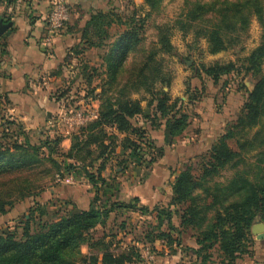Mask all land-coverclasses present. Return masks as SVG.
I'll use <instances>...</instances> for the list:
<instances>
[{
    "label": "trees",
    "instance_id": "obj_1",
    "mask_svg": "<svg viewBox=\"0 0 264 264\" xmlns=\"http://www.w3.org/2000/svg\"><path fill=\"white\" fill-rule=\"evenodd\" d=\"M143 1L155 11L166 0ZM185 6L186 13L177 25L184 34L194 30L197 39H206L211 55L238 46L241 37L249 30L252 18L261 23L264 21V0H186ZM126 11L125 2L120 0L118 7L85 12L81 35L84 47L81 51L104 48L112 38L115 26L122 25L124 30L102 58L101 72L94 69L91 74L85 68L83 74L87 84L90 85L95 77L101 81L100 87L92 90L96 93L97 88L101 89L96 98L100 103L99 118L79 128L72 137L70 150L63 156L69 163L65 170L53 155L48 158L42 156L46 148L51 150V154L55 153L53 150L59 146L55 140L31 145L23 132L21 136L26 142L17 140L11 148L0 144V215L7 213V207L13 206L14 197L25 200L42 193L40 181L51 176V170L42 168L45 162L51 163L62 177L79 169L93 187L90 207L88 210L74 209L67 216L50 220L47 208L36 205L27 215L20 238L15 233L0 235V264L140 263L142 254L138 246L117 252L114 241L118 234L102 237L94 234L107 226L113 214L121 211L153 218L148 230L143 232L142 241L144 245L152 246L153 253V246L162 242L170 251L175 252L177 248L190 256L191 264H215V252L222 256L220 264H239L243 256L251 255L252 229L259 220L264 223V180L251 182L247 176L236 174L226 184H208L221 170L228 166L237 167L243 162V153L233 151L230 140L238 138L243 141L238 142L242 152L264 148V38L246 60L247 66H242L257 81L256 85L249 92L247 102L229 132L217 139L209 159L202 162L200 176L196 177L191 167L184 169L173 182L172 197L167 205L160 204L152 210L141 206L137 198L130 204L111 199L103 203L108 188L103 172L118 146L123 156L127 154L131 164L142 166L149 161L140 143L145 128L134 125L137 118L144 117L152 124L165 122V137L169 143L182 137L190 126L189 114L183 113L179 107L182 102L172 101L163 87L157 90L158 85L169 87L171 83L164 74L163 62L158 59L160 54L172 55L175 52L169 27L160 29L159 49L147 51L142 35L146 19L136 10ZM235 71L240 73L239 67L233 63L204 68L205 75L216 85ZM141 92L152 96L148 101V107L153 109L149 116H144L141 101L131 98ZM256 128L258 130L252 139L244 137ZM108 129L112 132L109 133ZM117 135L123 136L121 141ZM258 161L264 164V149L259 153ZM79 163L83 166L78 168ZM150 163L155 162L150 160ZM259 171H263L261 166ZM18 180L21 183L17 185ZM179 207L182 208L181 213L173 210ZM175 217L180 219L178 227L174 224ZM122 225L124 229L126 225ZM189 230L195 233L193 238L197 248L183 247L182 236ZM83 246L89 248V255L82 253Z\"/></svg>",
    "mask_w": 264,
    "mask_h": 264
},
{
    "label": "rangeland",
    "instance_id": "obj_2",
    "mask_svg": "<svg viewBox=\"0 0 264 264\" xmlns=\"http://www.w3.org/2000/svg\"><path fill=\"white\" fill-rule=\"evenodd\" d=\"M119 1L95 0L93 4L97 8L96 10H108L115 5L118 7ZM122 1L125 2L129 13L136 10L139 16L146 19L142 33L145 50L159 49L160 29L164 26L169 27L170 41L175 52L172 55L160 54L158 59L163 62L164 74L168 76L171 83L169 87L158 85L157 90L160 91L163 87L172 101L180 100L182 104L179 107L182 108L183 113L187 112L190 114L192 121L185 134L182 137L172 139L169 145V142L164 140L165 130H163V125L165 122L152 124L151 121H147L144 117L137 118L134 121V125L137 128H145V136H142L143 140L140 142L141 148L146 155L145 158L147 157L146 160H154L155 163L148 164V161V163L144 162L142 166L131 164L127 160V155L123 156L122 150L118 146L114 157L112 156L113 158L108 163L107 169L109 171L105 173V176L107 181L121 182V184H126L130 189L133 188V190L135 187L145 184L149 186L151 181L159 180V182L153 184H158V189L166 193L167 198L161 205H167L172 197V185L175 179L188 167L192 168L196 177L200 176L202 162L209 159L210 151L217 139L229 132L230 126L235 123L247 102L249 92L254 89L257 81L245 69H242V66L243 64L247 66L246 60L263 41L264 21L261 23L257 18H252L249 30L241 37L238 46L217 55H211L206 39H197L194 30L184 34L177 25L178 20L186 13V0H166L155 11L147 7L143 0ZM70 8L71 19L56 38L64 35L67 29H74L75 23L77 25L78 22L80 23L83 20L84 14L74 2H70ZM112 30V38L106 43V46L102 49H95L92 52L85 53L75 63L77 64V69H82L84 66H87V70L90 72V67L100 69L101 59L108 53L111 45L116 42L118 35L123 32L124 26H115ZM83 47H79V50ZM231 63L239 67L240 73L237 74V71H235L223 77L217 85L204 73L205 67ZM262 72L264 74V63ZM76 74H78V70ZM72 78L73 80H70V82L73 85V90L66 91V93L57 92L53 94V98H56L60 104L59 110H53V114L50 117L44 112L39 125L26 126L17 123L13 119L17 118L16 112L12 113L8 104L5 101H0V144L4 148H11L17 140L20 143L26 142L24 141L25 138L21 136L23 132L31 145H40L46 140H55L59 142L58 148L53 150L55 153L51 154V150L46 148L42 151V156L48 158V156L53 155V158L65 170L69 163L65 161L63 156L70 150L72 137L77 134L78 129H69L62 121V116H68L71 112L79 111L90 105L92 107L97 105L98 110L100 107V103L96 99L99 92H92L97 85L101 84L100 79L97 78L89 85L85 79H80L76 75H73ZM1 96L2 94H0V100H2ZM131 98L132 100L141 101L142 107L147 108L152 114L153 109L148 107V101L152 99L151 95L141 92L133 94ZM19 126H22V130H19ZM257 130L258 128L253 129L248 136L244 137L252 139ZM108 132L111 133L112 130L108 129ZM117 136L121 141L123 137L121 135ZM132 138L137 141L135 137ZM238 142L242 143L243 141H239L236 138L230 140L229 145L233 151L243 153V162L237 167L228 166L221 170L218 175L210 180L208 185L213 186L216 183L226 184L236 174L247 176L251 182L264 180V164H260L258 161L259 153L263 152L264 148L258 150L246 149V152H242ZM122 162H126L128 166L126 164L124 166ZM120 163H122V166ZM81 166H83V163H79L78 168ZM163 166H166L167 170L169 166H172L176 172L160 173V167L162 168ZM259 166L263 168V171H259ZM42 168L51 170V176L44 178L39 183L40 187L43 188L42 193L38 197H30L25 200L14 197L12 199L13 206L7 207L6 214L0 215V235L15 233L20 238L27 215L36 208V205H42L47 208L49 212L47 218L50 220L67 216L74 209L81 210L89 206L94 197L93 187L84 178L83 173L79 169L71 175L62 177L63 175L58 174L53 169L51 163L45 162ZM5 181H10V179H5ZM20 181H16L17 185L21 183ZM181 209L179 207L173 210L181 213ZM153 221V218L149 216L142 217L139 214L121 211L118 214H113L107 226L97 230L94 234L96 237L111 233L118 234V238L114 241V246L117 252H122L134 246L133 242L141 246L140 242L142 243L144 238L143 232L148 230V224ZM179 223V217H175V226H179ZM122 224L126 225L124 229H122ZM252 235L249 243L251 255L243 256L239 264H264V238H261L264 236V223L260 220L253 227ZM194 236L195 233L193 231H186L182 236L183 247L188 248L189 246L186 244H194L196 242L193 238ZM158 246V251L151 253L157 258L147 252L144 254L140 250L144 258H142V262L136 264H176L172 258H169L171 256L163 253L160 244ZM183 255L187 256L185 253ZM221 257L219 253H214L213 260L215 264L221 263ZM191 260L188 259L187 261L189 262L180 264H191Z\"/></svg>",
    "mask_w": 264,
    "mask_h": 264
},
{
    "label": "crops",
    "instance_id": "obj_3",
    "mask_svg": "<svg viewBox=\"0 0 264 264\" xmlns=\"http://www.w3.org/2000/svg\"><path fill=\"white\" fill-rule=\"evenodd\" d=\"M69 1L74 2L84 15L86 11L97 9L93 4L95 0ZM50 9V0H0V21L13 23V27L0 37V94H2V100L0 101H5L12 110V113L16 112L17 118L13 119L17 123L26 126L39 125L41 124V118L44 112L50 117L53 114V110H59L60 104L56 98H53V94L57 92L66 93V91L73 90V85L70 82V80H73V75L84 79L83 73L85 72V68L87 69V66H84L82 69H77V64L75 63L85 53L95 50L86 49L81 51L83 48L79 50V47L84 46L81 35L85 20H82L77 25L75 23L74 29H67L64 35L56 38L52 50L50 53H47L42 46V42L47 35L45 19ZM77 51H79V54L76 53ZM101 63L100 65L102 66L103 60ZM77 70L78 74H76ZM90 70L92 74L94 68L90 67ZM97 70L98 72L102 71L101 69ZM87 72L90 71L87 70ZM100 85L96 87H100ZM100 91V88L96 89L97 93ZM93 107L97 109V105H93ZM143 113L144 116L151 115L145 107H143ZM191 121L190 117V123ZM164 126L163 130H165ZM164 140L166 141L165 131ZM173 169L172 166H169L167 170L166 166H163L162 168L160 167V173L176 172ZM108 171L109 169H106L103 172L105 179V173ZM157 182L159 180H154L151 181L149 186L145 184L137 188L135 187L133 190V188L130 189L126 184L108 180V188H106L104 201L111 199L113 202L130 204L137 198L140 200L141 206L148 207L152 210L167 198L166 193L158 189V184H153ZM90 204L86 209L81 210H88ZM140 244L141 246L133 242V245L138 246L144 254L145 252L149 253V255L153 254L151 250L152 246L149 244L144 245L141 242ZM159 244L163 249V253L171 256L169 258H172L176 264L187 263L189 262L187 261L188 259H192L190 256H188L189 258L184 256L180 249L175 248V252L170 251L162 242H157L153 246L155 252L158 251ZM186 245L191 248H197L196 242ZM81 251L84 255L90 254L87 246H83ZM142 258H144L143 254Z\"/></svg>",
    "mask_w": 264,
    "mask_h": 264
},
{
    "label": "built area",
    "instance_id": "obj_4",
    "mask_svg": "<svg viewBox=\"0 0 264 264\" xmlns=\"http://www.w3.org/2000/svg\"><path fill=\"white\" fill-rule=\"evenodd\" d=\"M71 19V8L69 0H51L50 13L46 18L47 35L45 36L42 46L47 53L53 48L56 36L62 32ZM99 118V110L91 105L79 111H73L70 115L62 116V121L71 130H76L87 126L89 123Z\"/></svg>",
    "mask_w": 264,
    "mask_h": 264
},
{
    "label": "water",
    "instance_id": "obj_5",
    "mask_svg": "<svg viewBox=\"0 0 264 264\" xmlns=\"http://www.w3.org/2000/svg\"><path fill=\"white\" fill-rule=\"evenodd\" d=\"M12 27H13V23L11 22L5 23L3 21H0V37ZM261 238H264V236H262Z\"/></svg>",
    "mask_w": 264,
    "mask_h": 264
}]
</instances>
